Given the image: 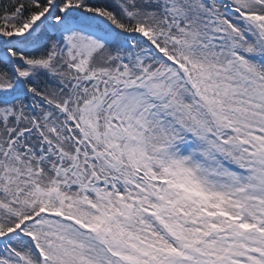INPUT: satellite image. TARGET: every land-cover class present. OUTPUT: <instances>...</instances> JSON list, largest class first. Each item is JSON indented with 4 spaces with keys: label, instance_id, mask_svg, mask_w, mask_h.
<instances>
[{
    "label": "snow or ice",
    "instance_id": "obj_1",
    "mask_svg": "<svg viewBox=\"0 0 264 264\" xmlns=\"http://www.w3.org/2000/svg\"><path fill=\"white\" fill-rule=\"evenodd\" d=\"M0 264H264V0H0Z\"/></svg>",
    "mask_w": 264,
    "mask_h": 264
}]
</instances>
